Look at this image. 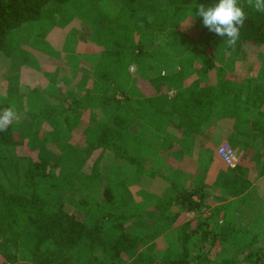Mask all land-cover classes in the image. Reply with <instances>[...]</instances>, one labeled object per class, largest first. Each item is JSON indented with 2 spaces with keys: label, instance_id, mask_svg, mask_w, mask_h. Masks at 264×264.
Here are the masks:
<instances>
[{
  "label": "trees",
  "instance_id": "16d2710c",
  "mask_svg": "<svg viewBox=\"0 0 264 264\" xmlns=\"http://www.w3.org/2000/svg\"><path fill=\"white\" fill-rule=\"evenodd\" d=\"M114 1L119 5L112 13L101 8L100 0H0L3 76L22 66L37 69L36 54L59 57L61 51L69 49L72 38L75 42L84 38L100 47L97 53L83 56L88 58L86 63H93L92 77L100 84L96 93L112 101L110 108L115 103L119 110L108 119L104 130L106 122L90 124L96 121L89 114L94 103L91 91L77 97L76 88L61 92L55 87L57 79L45 87L32 88L18 82V75L6 74L8 84L0 82V112L14 106L18 116L6 131H0V264H264V244L258 240L264 231L254 229L250 222L220 223V210L215 207L209 216H202L213 201L209 206L203 202V195L191 190L188 177L179 179L164 173L167 168L159 158L151 160L154 168L145 170L142 163L131 170L133 177L145 174L163 178L167 201L158 207L159 212L140 209L129 192L115 200L104 188L99 203L88 196L80 198L85 187L82 160L96 147L89 144L87 148L86 141L105 143L127 138L138 145H154L159 141L155 133L161 130L170 142L166 160H176L190 154L196 138L214 120L229 118L236 125H249L259 141L257 154L264 157V68L256 80H238L231 74L233 62L243 61L251 49L264 47V13L249 7L247 0H239L247 19L239 40L229 46L226 37L209 32L202 18L195 15L197 5L217 0ZM91 11L100 12L98 22L86 27L88 34H80L82 21ZM71 21L76 25L65 33L57 29ZM184 22L198 39L182 32ZM54 34L60 39L57 48L64 47L61 51L53 46ZM214 52L221 56L219 64ZM78 60L68 57V62L77 64ZM136 63L158 66L159 75L150 82L155 89L162 88L157 99L174 93L166 105L158 106L156 98L141 96L131 102L127 97L124 104L115 99L116 91L124 94L129 88L130 67ZM166 65H171L167 71L174 69L164 75L160 68ZM61 79L69 87L70 78ZM111 84L115 87L112 90ZM58 113L64 119L81 121L71 128L86 142L85 149L79 151L81 161L75 165L70 158L76 154L73 148H64L72 145H56L54 155L50 150L53 143L45 146L50 139L38 136L44 120ZM15 135L26 140L28 152H36V159L19 155ZM248 187L249 182L234 180L226 199ZM68 202L84 208L85 220L67 210ZM94 209L104 221L97 219L92 227L87 220ZM195 212L198 215L194 217ZM173 226L178 256L156 258L143 249ZM221 246L235 250L236 256L215 255Z\"/></svg>",
  "mask_w": 264,
  "mask_h": 264
},
{
  "label": "rangeland",
  "instance_id": "374dc122",
  "mask_svg": "<svg viewBox=\"0 0 264 264\" xmlns=\"http://www.w3.org/2000/svg\"><path fill=\"white\" fill-rule=\"evenodd\" d=\"M98 1V0H97ZM101 8L105 10L106 12H114L116 11V6L119 5L114 0H100L99 2ZM114 4V5H113ZM100 12L97 11H91L88 16H86L82 21V31L80 34L86 33L85 30L86 27H92L94 26L99 19ZM73 25H76L73 21L67 22L66 25H63L62 28L58 27L59 31L66 32L69 30L70 27ZM88 30V29H87ZM182 32L188 34L192 38L198 39L197 33L194 32L193 28L189 27L188 25H185V22L183 23ZM77 35L78 37L80 36ZM57 34H54V36H51L53 46L55 45L56 48L58 45H60V39L56 37ZM64 48L63 46L60 48H57L61 51V49ZM100 47L96 44H92L91 42L85 40L84 38H81V40L74 41L73 38L70 40L69 43V49H66V52L63 53L61 51L59 57H52V56H41L37 55V69L30 68L27 66H22L17 71H10L11 73L7 72L6 74L11 75H18V82L21 84H29L32 88H41L42 86L45 87L47 84L52 82L54 79H57L55 83V87H59L61 89L66 90L67 89H73L76 88V94L77 97L79 95L83 97L86 94V90L91 91V100L94 102L93 97H97L96 91L98 88H96V85L100 86L99 82L96 81L92 77V62L86 63L88 58L83 57L85 54H92L97 53L99 51ZM213 58L215 60H218L221 58L218 52H214ZM76 57L78 58V63L75 64L73 62H68V57ZM90 59V58H89ZM0 59V82L4 83V81L7 83V80L5 78L6 74L3 76V73H5V64ZM220 63V60L217 61V64ZM75 64V65H73ZM171 67V65H166L165 67H161L160 71H162V74L166 75L167 73L173 71V69L168 70L167 68ZM232 71L231 74L233 76L240 80V79H254L256 80L259 76V73L264 68V47L261 48H255L251 49L250 52L247 53V57L241 61V62H233L232 63ZM5 70V71H4ZM264 71V69H263ZM130 72L132 75V82L127 90H125L124 94L118 93L119 90L116 91V94H120L121 99H118L123 102L125 98H136V97H148L150 99L156 98L160 92H162L161 89H155L153 85L151 84L150 80L152 78H155L158 76L159 68L158 66L154 64H144V63H136L130 67ZM161 74V75H162ZM67 76L70 78V84L69 87H65V85L61 82L62 77ZM232 76V77H233ZM209 78V77H208ZM214 80V79H213ZM11 82V81H8ZM110 84V83H109ZM106 85V87L109 86ZM113 84H111L110 88L113 89ZM115 88V87H114ZM122 92V91H121ZM79 93V94H78ZM112 93V92H109ZM173 92H168L164 97L161 96L159 99H157L156 103L159 106L160 104L166 105V102L168 98H171L173 96ZM117 98V97H116ZM98 102L91 103V107L93 108V111H90V113H95L96 117H102V111L99 106H97ZM115 103H112L113 107H117ZM162 106V105H161ZM109 107V105H105L104 108ZM118 108V107H117ZM126 108V106L124 107ZM54 121L55 123H52ZM81 121L73 120V117L69 119H64V116L62 113H58L53 117L46 118L44 122L40 125L38 129V136L39 139L49 138L50 142L45 144V146L50 145L52 142V154L56 155L58 148L56 145L61 146L60 143H63V145L70 144L72 146L66 145L64 148L67 151L68 149H72L76 153L75 157L71 156V160L73 161V164L80 163L81 156L79 152L80 150L85 149V141H83V135H76L73 134L71 131V128L75 125L79 124ZM35 124V122L33 123ZM240 126V125H239ZM57 127V128H56ZM230 139L227 140H221L219 141V138L221 139V135L219 134L217 138L214 139V144L222 145L224 143L230 144L235 150L236 144L238 147H249L254 151L255 146L257 143L259 144V141L257 140V136L251 131L248 124L244 123L241 124V127L238 129V131H235ZM140 134L144 135L142 132ZM16 143L18 146V153L21 156H31L32 158L36 159V154L31 151V154L28 152V147L26 145V140L23 139L20 135H15ZM127 139V138H126ZM128 141L134 142L130 139H127ZM135 143V142H134ZM137 144V143H136ZM215 145V147H217ZM244 146V147H243ZM40 149V147H39ZM236 152H238L236 150ZM63 159V158H62ZM64 160H67L66 158ZM82 173L88 174L91 170V165L89 161L82 160ZM159 162H162L166 165V170H163L164 173L171 174L174 172V166L176 164L175 160H160ZM175 162V164H174ZM148 163V162H147ZM160 164V163H158ZM158 164H156V168L158 169ZM145 170H149L151 168H154L155 166L152 165V163L149 162V164H145ZM162 165V164H161ZM163 166V165H162ZM164 167V166H163ZM165 168V167H164ZM230 169V168H229ZM109 174V173H108ZM107 174V175H108ZM104 175V176H107ZM132 176V174H131ZM148 175L142 174V175H134V177L130 178L129 181H126L123 190V195H127L126 192H129V195L134 199L135 202L139 205L140 209H144L146 212H153L157 213L159 212V208H162L163 202L167 201V197L165 196V189L167 188V185L163 178L155 176L154 178L150 179L147 178ZM105 181L107 179L103 178ZM109 180V179H108ZM130 181L133 185H130ZM136 181V182H135ZM110 187L114 188V183L109 182ZM105 185V182L102 180L97 183L96 186V192H102V188ZM130 186V188H129ZM84 194V190L81 192L80 198ZM121 193L120 191L116 192V195L119 196ZM98 197V196H97ZM102 200V195H101ZM68 205H66L67 210L70 213H74L78 215L79 217H82L80 206H76L73 203L68 202ZM173 211H175V208H172ZM204 211V210H203ZM206 213V212H204ZM264 228V224H263ZM264 231V229H262ZM177 233V230L171 229L170 231L164 233V235H161V238H157L155 241L149 243L147 246H145L143 249L147 250L150 254L155 256L156 258L164 256H171L176 257L180 253V248L176 244L175 241V234ZM258 240L260 243L264 244V234L262 236L258 237ZM230 247L226 248L221 246L219 251H216L214 254L218 256H225V257H235L236 252L231 251ZM17 264H29V263H17Z\"/></svg>",
  "mask_w": 264,
  "mask_h": 264
},
{
  "label": "crops",
  "instance_id": "0c3cea01",
  "mask_svg": "<svg viewBox=\"0 0 264 264\" xmlns=\"http://www.w3.org/2000/svg\"><path fill=\"white\" fill-rule=\"evenodd\" d=\"M96 95L100 99H96L94 102H98L97 106L101 108L102 117H96L95 113L89 112L96 119V121H91L90 124L94 125L99 121L106 122L105 124L103 123L105 130V125L108 124L109 120H112L113 114L119 110L114 107L104 108L103 106L110 104L112 101L102 99L99 93H96ZM137 98L139 97L128 98L127 100L131 102V100ZM115 99H121L120 94H116ZM125 115L127 116V113ZM240 127L241 125H236L229 118L214 120V124L206 129L201 136L196 138L195 147L190 154L182 158L180 156L175 160L176 164L174 162L173 175L174 177L177 175L179 179H183V176L188 177L190 179L191 190L198 191L196 195H203V202L206 201L208 206L209 202L213 201V204L209 208L202 211V216H209L210 210L215 207L220 210L222 217L220 223L239 224L241 222H250L254 229H264V157H261V154H257L259 144L257 143L254 151L249 147L243 146L244 148H242L234 144L238 151L236 153L239 157V164L238 168L233 171L218 156L216 151L220 145L214 144V139L219 134L222 136L221 139L219 138V141L223 139L227 140ZM114 130H116L115 127ZM142 133L152 138L147 132ZM155 134L154 137L159 141L154 145H138L124 138L121 140L113 139L105 143L86 141L87 148L89 144L93 146L96 144V147L87 151L84 157L86 162L91 160V170L88 174H84L85 187L82 198L88 196L99 203L101 202L100 197L103 194L104 188H106L111 191L110 196L118 200L124 193L123 187L126 181H129L132 177L131 170L134 166L142 163L149 164L155 158L166 160L165 154L170 150L169 139L161 130ZM103 178H108L109 180L105 181ZM147 178L152 179L154 177L147 176ZM236 178L249 182V187L237 196L226 199V196L230 193L229 187L234 184V180H238ZM102 180L105 182V185L101 187L102 192H96L97 183ZM109 182L114 183V188L110 187ZM166 190L167 188L165 192ZM118 191L121 193L119 196L116 195ZM193 198L197 200L196 196ZM81 213L83 220H85V210L83 207ZM91 214L92 216L87 220L89 226L93 227L97 224V219L103 220L98 210L94 209ZM192 214L195 217V215H198V212ZM171 229L176 230V227L173 226Z\"/></svg>",
  "mask_w": 264,
  "mask_h": 264
},
{
  "label": "clouds",
  "instance_id": "9594fccd",
  "mask_svg": "<svg viewBox=\"0 0 264 264\" xmlns=\"http://www.w3.org/2000/svg\"><path fill=\"white\" fill-rule=\"evenodd\" d=\"M247 5L258 13H264V0H247ZM195 15L202 18V24L209 32L226 37L229 46H234L239 40L240 29L247 19L239 0H217L209 5L201 3L197 5ZM17 116L14 106L0 112V131H6Z\"/></svg>",
  "mask_w": 264,
  "mask_h": 264
},
{
  "label": "built area",
  "instance_id": "2783aa9c",
  "mask_svg": "<svg viewBox=\"0 0 264 264\" xmlns=\"http://www.w3.org/2000/svg\"><path fill=\"white\" fill-rule=\"evenodd\" d=\"M217 154L223 163L230 169H234L239 164V157L236 150L228 143H224L217 148Z\"/></svg>",
  "mask_w": 264,
  "mask_h": 264
}]
</instances>
